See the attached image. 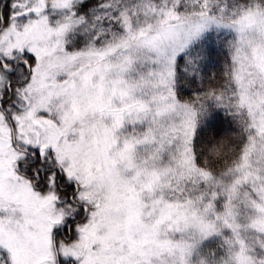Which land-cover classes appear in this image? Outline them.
<instances>
[{"label":"snow or ice","instance_id":"1","mask_svg":"<svg viewBox=\"0 0 264 264\" xmlns=\"http://www.w3.org/2000/svg\"><path fill=\"white\" fill-rule=\"evenodd\" d=\"M0 264H264V0H0Z\"/></svg>","mask_w":264,"mask_h":264}]
</instances>
